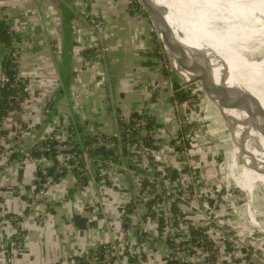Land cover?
I'll return each mask as SVG.
<instances>
[{
  "label": "crops",
  "instance_id": "0c3cea01",
  "mask_svg": "<svg viewBox=\"0 0 264 264\" xmlns=\"http://www.w3.org/2000/svg\"><path fill=\"white\" fill-rule=\"evenodd\" d=\"M127 2L94 0L86 7L81 0H0V17L21 38L19 75L27 82L29 96L37 99L29 105L27 113L18 116L29 126L27 136L20 144L10 141L0 150V212L3 211L0 264H10L9 259L11 264H72L76 257L112 241L128 246L142 240L139 229L131 224L133 220L130 217L129 222L124 220L128 203L137 195L136 184L142 187L148 175L147 163H142L137 143H127L123 149L131 171L110 173L104 168L85 186L78 182L74 171H66L47 188V200L53 207L51 214L43 219L28 212L26 199L8 188L22 184L29 189L35 184L39 167L25 159L26 151L59 127L78 126V140L92 136L93 132L116 135L120 130L119 119L127 122L134 113L144 112L153 119L155 127L158 124L165 127L172 139L183 133L181 110L191 94L189 86L182 83L176 72L158 66L160 61L166 64V58L158 56L160 52H155V47L148 54L160 61L149 66L150 58L144 59L146 46L133 42L142 41L146 29L135 34L129 30L133 17ZM49 8L58 13L53 22L49 19ZM87 8L106 20L111 19L109 25L114 29L107 39L110 50L99 65L107 74L105 84L92 80V77L96 79L98 63L82 37V32L89 29L85 20ZM101 43L99 39L96 45ZM6 53L7 48L0 44V63ZM155 81L164 84L157 92L149 87ZM72 98L76 99L78 109ZM224 119L227 120L226 115ZM93 154L118 155L113 146L98 148ZM178 154L173 149L166 151L168 162L175 167L180 162ZM49 159L48 168L54 163ZM88 201H93L94 206L84 209L83 203ZM25 213L27 217H20L18 224L9 220L11 215ZM162 247L156 257L148 259L149 264H167L169 248L166 242ZM132 262L135 264L139 259L135 257Z\"/></svg>",
  "mask_w": 264,
  "mask_h": 264
},
{
  "label": "rangeland",
  "instance_id": "374dc122",
  "mask_svg": "<svg viewBox=\"0 0 264 264\" xmlns=\"http://www.w3.org/2000/svg\"><path fill=\"white\" fill-rule=\"evenodd\" d=\"M81 1L86 4V7H88V4L91 5L94 2V0ZM127 1L129 8L130 4L134 5L138 0ZM142 11L143 9L140 8L137 10L138 13L132 14L133 18H131L132 23L129 30L135 34L139 31L142 32L144 28L146 29L141 37L143 40L140 41L138 39L136 42L133 40V42L136 45H142V47L146 46L144 50H146L147 55L144 59L147 61V58H150L148 60L150 66V63H153V61H160L157 56L148 54L152 52L154 47L152 36L158 32L150 16L142 15ZM48 15L51 22H53L54 17H58L57 11L52 10V8H49ZM85 15L89 29L87 32H82L83 41L86 48H89L90 55H95L98 63L96 79L92 77V80L93 82L99 81L105 84L107 83V74L99 65L105 60L104 56L110 50L107 39L110 31L114 29H112L113 26L109 25L111 19L106 20L94 14L91 8H87ZM74 26L76 29L79 27L77 25ZM94 39H102L101 45H96L98 40L95 42ZM146 40L149 42L146 43ZM219 51L223 53V57L226 60H220L218 57L210 60L203 51L198 53L204 55L206 64L218 68L220 71H222L223 66L229 65L233 73L238 74V70L251 66L250 62H243L239 55L225 47L219 48ZM164 55L166 64L160 61L157 63L158 66L166 70L168 69L170 73L173 71L177 73L166 52ZM102 75L105 76L104 79H102ZM177 75L179 76V73ZM252 75L256 77L259 74L255 72ZM241 79L244 82H248L245 78ZM181 81L189 86L191 93L185 103H183L184 105L181 110L182 115H184L183 122L181 123L183 133H177L178 136L172 139L173 137L168 136L167 129L158 124L155 127L156 136L153 144L155 148H153L152 152L148 149L150 147L144 142L137 143L141 155L140 159L142 163H147L145 167L148 170V175L146 177L155 181L151 183L149 193L143 190L141 184H136L138 187L136 189L137 195L135 194L136 196L132 199L136 201L137 196L141 199L137 201L138 211L132 212L127 216L133 220L132 226L134 225V227L139 229L140 237L144 234V237H141L144 239V242H140L139 239V243L127 246L119 244L117 240L112 241L111 243L116 245V253L118 255L114 263L134 264L129 260L128 254L125 253L128 250L129 253L135 251L134 259L135 257L139 259V262L135 264H149L148 259L150 260V257L153 256L156 257L157 252L164 249L162 247V244H165L163 239L171 240L172 238L173 240L171 241H179L181 235H186V224L188 223V225H201L209 238L215 243V246L218 247L214 264H264V133L253 125L252 114L250 112L228 106H219L211 101L201 89L199 80L186 81L182 78ZM149 87L151 90L157 92L164 87V84L163 82L155 81L149 84ZM255 93L263 104L262 106L258 105L260 109L259 115H263L264 88ZM72 99L75 109H78L76 99ZM224 115L227 116L226 121ZM66 129L59 127L46 136L55 138L59 131L65 134L59 138L60 144L50 150V154H54L59 159V162L65 163L70 162L69 153L72 152L69 145H67ZM28 131L29 129L21 135L22 139L27 136ZM78 136L79 134L76 132V136L73 139L76 143L79 138ZM13 139L14 136L11 139L9 138L14 143ZM10 141L5 143L4 146L7 147ZM115 148H117L118 155L112 158H122L125 165L124 169H115L114 167H117L115 164L112 169L103 167L104 165L99 166L97 164L94 166L93 164L90 166V174H92L90 181H93L95 173H101V169L104 170V168L110 173L129 170V162L127 157H125L126 152L123 150L124 148ZM170 149L179 153L177 157H179L180 162L176 164V167L168 162L166 151ZM49 158L50 156H39L38 161L43 167H48ZM25 159L39 164L38 161L30 160L27 156ZM131 161L133 160H130V163H132ZM237 161L240 162V166L235 167V163H238ZM115 162H117L116 159ZM155 168L163 173H168L169 168H176L183 171L180 172V175H187L188 180L184 182V186H178V180L171 183L160 175L158 176L159 179H157L154 171ZM245 179V182L241 181ZM51 185L53 183L45 186L43 193L41 192L39 195L34 192L35 184H32L29 189L22 184L12 185V187H14L13 191L17 192L19 196L25 198L28 202V212H32L33 216L36 215L43 219L51 214L50 209L53 207V203L47 200V188ZM155 195H157V199L152 207L156 205V212L159 215L163 213L167 218L175 217L174 212L169 206L171 201L177 203L182 211V215L176 221L182 224L181 226L175 228V219L172 218L171 224L173 226H166L163 234H159L158 220L155 217L147 216L148 206L145 204L149 199H153ZM188 196H190L189 199L191 201L186 202V197ZM2 205L6 210L5 204L2 203ZM93 206V201L83 203L84 209H90ZM20 217L26 218L27 215L26 213L22 216L11 215L9 220L13 219L18 224L21 220ZM19 236L22 237L23 233H20ZM168 248L167 264H172L173 261L176 262L177 259H181L182 255L180 252L172 251L169 246ZM195 254L197 255L196 257L191 255V259H187L188 264L207 263L204 260L202 250L195 252ZM181 260L175 264H182L185 258ZM8 262L11 264V259Z\"/></svg>",
  "mask_w": 264,
  "mask_h": 264
},
{
  "label": "bare ground",
  "instance_id": "6f19581e",
  "mask_svg": "<svg viewBox=\"0 0 264 264\" xmlns=\"http://www.w3.org/2000/svg\"><path fill=\"white\" fill-rule=\"evenodd\" d=\"M164 17L173 26L179 39L203 50L205 55L214 60H226L219 48L235 52L243 62H250L246 67L250 72L233 73L230 66H223L222 71L206 64L198 52L191 56L202 65L214 71L217 81L221 77L229 85H240L254 93L264 88V0H153ZM171 64L180 71L184 80L190 75L179 67L170 57ZM244 70V69H243ZM256 70V71H254ZM257 72L256 77L252 73ZM245 78L246 81H242ZM201 89L214 103L250 112L252 123L264 133V114L259 115L258 105L248 103L224 104L217 100L200 81Z\"/></svg>",
  "mask_w": 264,
  "mask_h": 264
},
{
  "label": "built area",
  "instance_id": "2783aa9c",
  "mask_svg": "<svg viewBox=\"0 0 264 264\" xmlns=\"http://www.w3.org/2000/svg\"><path fill=\"white\" fill-rule=\"evenodd\" d=\"M129 8L133 11V14L138 13L137 10H139L140 8L143 9V11L141 12L142 15L146 11V8L143 6V4L139 0L134 5L130 4ZM54 18L57 19V17H54ZM11 28H12V26H11ZM20 42L21 41L14 43L15 44V55H17V56H19V50H20V46H21ZM0 65H1L0 66V68H1V71H0V88H1L7 83V81L10 80V78L7 75L6 71L2 68L1 63H0ZM101 77H102V79L105 78L104 75H102ZM26 89H27V87H26ZM36 100L37 99H35V97L33 95L29 96V93H28L23 98V100H21L19 102V107L17 109H10L8 111V114L5 118L4 125L0 126V128H6L9 131L8 138L11 139L14 136L13 140H14V143H16V144H19L21 142V139H22L21 135L27 129H29L28 124L23 126L19 122L18 116L21 114L27 113L29 111V108H30L29 105L34 103ZM141 114H144V112H141ZM76 132H77V129L75 127V124H72L70 127H68V129H66V138H67L66 141L68 140L67 145H69V148L72 151L69 153L70 162H66V163L65 162H58L55 174H57V173L62 174L64 171H68V170H70V171L77 170L80 173V177L82 176V174H85V173L87 175L92 176V174H90V172H91L90 166L93 164L91 162L92 157L90 156V152L94 151L96 148H99L102 146H114V147L125 148L126 144L130 143V142H134V143H138V142L143 143L144 142L146 145H148L150 147V148H148V147L147 148L151 152L153 151V148H155L153 145L154 141H155V136H156L155 135L156 134L155 126L152 129L151 134L147 135L148 132L146 134V121L143 118L135 119L133 121V123H131V124L127 123L125 126H120V130L116 135H103L99 132H93L92 136L88 137L89 142L87 143V145L85 147H83L80 151H76L74 149L75 145H76V141H74L73 139L76 136ZM16 135H17V137H15ZM62 135H65V134H63L62 131H59L55 137L56 139L53 137L56 141L55 143H53L49 146L36 145L35 147L38 150L48 151L50 153V150L53 149V147H56L57 145L60 144L59 138ZM150 138H153V140L151 142H149ZM2 144L4 145L3 142H2ZM26 156L30 160H33V161H38V157H39V156H35L32 153V150H27ZM81 160L83 162V165H81V162H80ZM116 161L118 163L115 162L114 158L108 157V158H104L102 160H99L97 164L100 163L101 165H104L103 167H106L108 169H112V167L115 164V166H117V167H114L115 169H124V166H125L124 160L121 158V159H116ZM37 165H38V167L41 171L42 177H43V180L40 181L39 188L38 189L34 188V192L39 195V193H41V192L43 193L45 186L52 184V183L54 184L58 180H56L54 174L49 173L48 167H43L40 164V162H39V164L37 163ZM84 169H86V171ZM172 169L173 168H169L168 173L160 172L159 175L163 178L168 179V181H170L171 183L174 182L175 180H178L179 183L177 185L178 186H180V185L184 186V182L188 180L187 175L181 176L180 172H183V171L178 170L179 172L177 174V177L175 179H171ZM184 172L187 174L186 171H184ZM78 178H79V176H78ZM153 181H154L153 179L148 178V185L146 186V189H143V190H145L149 193L150 188H151L150 185H151V183H153ZM8 188L10 190H14V187H12V186H9ZM137 201L138 200L133 201V202H135V206H133L132 212L138 211ZM154 207H155V209H154ZM154 207H152V209L156 212V205ZM130 214H128L125 211L126 218ZM172 218L173 217H171V219ZM179 218H181V217H179ZM184 224H186V223H184ZM181 225L182 224H179L178 222L176 224H174L175 228H178ZM190 226L194 227V226H198V225H194V224L188 225V223H187L186 224V227H187L186 235H181L179 237V241H173L176 244V246L174 248H172L171 250L172 251L175 250V252L176 251L180 252L182 255L181 259L183 258V260H184V258H185V260L182 264H184V263L188 264L187 259H191V255H194L196 257L197 255L195 254V252H198L199 250H202V252L204 254V260H205V262H207L206 258L208 257V252H206L202 247L193 245L190 242V239L192 238L190 233H189V227ZM168 237H170V236H168ZM171 240H173V239L171 238ZM182 240L187 241V243L182 245V243H181ZM103 247H104L103 250L97 249L92 253V255H89V253H87V254H82L80 256L83 257L85 260H87L88 264H115L114 261L118 258V255L116 253V245H114L113 243H107V244H104ZM102 253L104 255V259H101ZM174 257H175V255H174ZM181 259H177L176 262L173 261L172 264H175V263L182 261ZM72 264H77V262H75V260H74V262Z\"/></svg>",
  "mask_w": 264,
  "mask_h": 264
},
{
  "label": "trees",
  "instance_id": "16d2710c",
  "mask_svg": "<svg viewBox=\"0 0 264 264\" xmlns=\"http://www.w3.org/2000/svg\"><path fill=\"white\" fill-rule=\"evenodd\" d=\"M129 11L131 14H133V11L130 8H129ZM144 14L146 16L149 15L147 10L145 11ZM152 40L155 45L154 46L155 52L159 50L160 54L158 56L164 57L165 52L163 49V43L158 37V33H155L152 36ZM19 41H21L19 34L14 29L11 28V26L8 24V22L4 18L0 17V44L7 48V53L3 57L1 64H2V68L6 71L7 75L10 78V80L7 81V83L3 87L0 88V126L4 125L5 118L8 114V111L10 109H17L19 107V102L23 100V98L28 94L27 89H26L27 82L22 76L19 75V72H18L19 56L15 55V44L14 43L19 42ZM139 118H143L146 121V134L148 132L147 135H150L152 129L154 128L155 123L153 119L145 113L144 114L134 113L127 122H124L123 119H119V124L120 126H125L127 123L131 124L133 123L135 119H139ZM19 122L23 126L26 125L24 120L20 118H19ZM75 127L77 130H80L78 126L75 125ZM8 133L9 131L6 128H0V150L2 148H5L2 142L5 144L10 141L8 138ZM15 137H17V135ZM152 140L153 138H150L149 142H151ZM55 142L56 141L53 137H45V138H42L40 141H38L30 150H32V153L35 156H40V157L50 156L51 159H53L54 164L49 166L48 171L50 174L55 175L56 180H59V178L66 173V171H64L62 174H58V173L55 174L59 159L55 157L54 154H50L48 151L38 150L35 147L36 145L49 146ZM88 142H89V138H80L77 141L74 149L76 151H80L83 147L87 145ZM90 156L92 157V160H93L92 164H94V166L97 165L99 160L109 157L107 155H101L100 157H96L93 154V151L90 152ZM114 159H117V158H114ZM80 162H81V165H83L82 160ZM84 170L86 171V169ZM178 172L179 171L177 169L175 168L172 169L171 179H175L177 177ZM74 173L77 176V178L79 176L78 182L81 185L85 186L89 183L90 175H87L85 173V174H82V176L80 177V173L77 170H74ZM159 174H160V171H155V175H157L156 176L157 179H159L158 178ZM37 177L38 178L36 179L35 184H36V188L38 189L40 181L43 180L40 169L37 172ZM147 185H148V178L146 177L142 181L143 189H146ZM189 198L190 196L186 197V202L191 201V199ZM156 199H157V195H155L153 199H149V201L145 202V204H147L148 206L147 216H151L153 218L155 217L158 220L159 234H163V232L166 229V226H172L171 218H167L163 213H160L159 215L152 209V205L155 203ZM137 200L140 201L141 199L137 198ZM133 206H135V202L131 201L130 203H128L127 209H126V212L128 214H130L133 211ZM170 207L172 211L174 212L175 217H173V219H175L174 222L176 224L178 222L176 221V219L181 217L182 211L176 202L171 201ZM125 220L129 222L128 217ZM125 224L126 223L124 221V224H123L124 227H125ZM189 233L192 237L190 239V242L193 245L202 247L206 252H208V257L206 258V261H207L206 264H214L216 261V255L218 253V247L215 246V243L209 238L208 234L205 232L203 227L201 225L194 226V227L190 226ZM141 237L143 238L144 234ZM164 240L171 249L176 246V244L173 241L169 239H164ZM141 242L143 243L144 239H142ZM181 243L183 245L187 243V241L182 240ZM103 249H104L103 245L99 247V250H103ZM92 253L93 252H90L89 255H92ZM125 253L129 254V259L131 261L134 260V257H133L134 255L132 253H129L127 250L125 251ZM101 259H104L103 253L101 255ZM75 262H77V264H88L87 260H85L81 256L76 257Z\"/></svg>",
  "mask_w": 264,
  "mask_h": 264
},
{
  "label": "water",
  "instance_id": "95a60500",
  "mask_svg": "<svg viewBox=\"0 0 264 264\" xmlns=\"http://www.w3.org/2000/svg\"><path fill=\"white\" fill-rule=\"evenodd\" d=\"M146 8L149 16L159 33L160 40L163 43L167 56L173 57L179 67L190 75L189 80H199L204 87L214 95V97L224 104L248 103L253 105H263L256 93L246 89L240 85H229L228 80L221 77L216 80L214 71L196 61L192 53L202 52L203 50L197 47H192L182 42L173 26L161 13L153 0H139ZM175 70H177L175 68ZM241 72H250L249 69H242ZM177 73L182 78L179 70ZM188 81V80H187Z\"/></svg>",
  "mask_w": 264,
  "mask_h": 264
}]
</instances>
